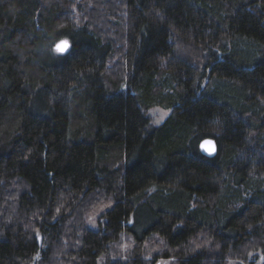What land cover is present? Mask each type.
<instances>
[{
  "label": "trees",
  "instance_id": "16d2710c",
  "mask_svg": "<svg viewBox=\"0 0 264 264\" xmlns=\"http://www.w3.org/2000/svg\"><path fill=\"white\" fill-rule=\"evenodd\" d=\"M160 262L264 264V0H0V264Z\"/></svg>",
  "mask_w": 264,
  "mask_h": 264
},
{
  "label": "water",
  "instance_id": "95a60500",
  "mask_svg": "<svg viewBox=\"0 0 264 264\" xmlns=\"http://www.w3.org/2000/svg\"><path fill=\"white\" fill-rule=\"evenodd\" d=\"M71 49V44L68 41L58 43L55 50L59 53H68ZM200 151L203 156L213 158L217 154V145L213 139H207L200 144Z\"/></svg>",
  "mask_w": 264,
  "mask_h": 264
},
{
  "label": "rangeland",
  "instance_id": "374dc122",
  "mask_svg": "<svg viewBox=\"0 0 264 264\" xmlns=\"http://www.w3.org/2000/svg\"><path fill=\"white\" fill-rule=\"evenodd\" d=\"M170 113L171 112L169 110H165L160 107H155L147 113V117L152 125L159 126L162 123H164V121L169 117ZM90 226L91 227L95 226V219L90 220ZM158 264H170V263L160 262Z\"/></svg>",
  "mask_w": 264,
  "mask_h": 264
}]
</instances>
